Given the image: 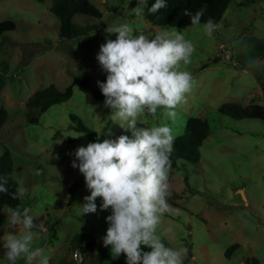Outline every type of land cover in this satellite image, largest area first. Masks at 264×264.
I'll use <instances>...</instances> for the list:
<instances>
[{
  "label": "rangeland",
  "instance_id": "374dc122",
  "mask_svg": "<svg viewBox=\"0 0 264 264\" xmlns=\"http://www.w3.org/2000/svg\"><path fill=\"white\" fill-rule=\"evenodd\" d=\"M89 1L100 16L73 13L71 36L63 37L58 18L49 10L50 0H0V21L14 24L0 33V106L6 110L0 153L8 149L9 174L17 186L28 189L19 206L31 208L34 222L45 229L36 246L44 248L50 264H77L73 250L84 256L83 264H126L124 254L113 258L111 246H103L105 217L111 211L100 210L101 198L96 200V213L81 214L80 205L90 190L71 162L80 146L131 133L104 107V96L95 98L80 85L73 84L68 99L42 111L27 108L25 102L48 83L64 89L74 75L83 74L94 85L103 73L96 59L100 45L118 35L106 29L127 23L134 35L177 29L195 46L191 63L181 65L191 73L193 87L186 103L176 109V120L169 121L158 110L157 117L145 115L144 124L137 127L169 123L179 136L187 116L205 119L208 126L198 160L171 163L169 197L177 205L164 214L158 233L169 247L186 248L184 242L191 243L189 264H241L246 248L264 264V119L233 118L217 110L226 101L264 105V0H229L217 22L221 27L211 37L205 35L203 23L150 24L132 11L138 0ZM70 115L92 132L76 130ZM7 207L0 204V236L8 232L2 211ZM234 239L244 245L224 256V248ZM141 247L145 252L150 249ZM3 252L0 247V264H8Z\"/></svg>",
  "mask_w": 264,
  "mask_h": 264
},
{
  "label": "clouds",
  "instance_id": "9594fccd",
  "mask_svg": "<svg viewBox=\"0 0 264 264\" xmlns=\"http://www.w3.org/2000/svg\"><path fill=\"white\" fill-rule=\"evenodd\" d=\"M144 2L138 0L132 9L135 16H143L140 5ZM166 8L167 0H155L147 11L155 14ZM205 11L201 8L192 14L185 10L184 15L190 17L191 25L201 26ZM202 27L211 37L221 25L209 18ZM106 31L118 35L100 45L96 59L107 76L105 82L97 81V86L105 97L104 107L131 136L120 135L75 149L71 167L79 169L90 190L80 205L81 214L96 213L97 198L102 201L101 211H111L105 217L108 227L102 242L104 247L111 246L113 258L124 254L126 264H184L187 248L167 246L158 233L162 217L171 210L168 197L174 130L169 123L154 127L137 124H144L145 115L157 117L158 110L169 121L176 120V109L186 103V94L193 87L191 73L181 70V65L191 63L195 46L177 29L134 35V29L125 23ZM8 191V178L0 176V194ZM27 195L28 189L18 185L11 198L22 200ZM2 211L8 232L0 236V247L8 264H50L44 248L36 246L45 229L34 222L32 209L8 206ZM142 245L151 251H143ZM73 258L83 264L79 250Z\"/></svg>",
  "mask_w": 264,
  "mask_h": 264
},
{
  "label": "trees",
  "instance_id": "16d2710c",
  "mask_svg": "<svg viewBox=\"0 0 264 264\" xmlns=\"http://www.w3.org/2000/svg\"><path fill=\"white\" fill-rule=\"evenodd\" d=\"M229 0H167V8L161 9L155 14L148 13L147 9L155 3V0H145L144 2V14L143 17L147 22L158 26H185L191 24L189 16L184 15L185 10L190 11L192 14L201 8L206 9L201 23L206 22L211 18L214 22H218L222 13L224 12ZM49 10L58 18L59 28L58 33L60 36H71L70 17L73 13L79 12L89 14L95 17L100 16V10L94 6L89 0H50ZM14 24L10 20L0 21V33L12 29ZM264 70V64L263 68ZM107 73L103 71L101 77L98 79L100 82L106 81ZM80 85L87 88L93 97L102 98V93L97 82L91 85L88 78L83 75H74L70 84L59 90L53 83H48L44 87L36 89L27 98L25 105L27 108H36L38 111H42L50 104L68 99L72 91V85ZM218 112L231 116L233 118L241 117H257L264 119V105L256 102H250L246 105H242L239 102L226 101L222 102L217 107ZM29 120L35 121V117L29 116L26 113ZM6 118V110L0 106V126ZM70 118L75 122L74 128L81 130L85 133H91L92 131L87 128L76 116L70 115ZM207 123L205 119L198 116H187L185 119L184 132L175 136L174 150L171 154V163L176 165V160H188L196 162L199 157L198 146L207 133ZM10 161V154L7 148H3L0 153V176H6L8 178L7 194H0V204L16 207L19 206V201L11 198V194L15 193L17 182L9 174L7 167ZM168 203L170 205H177V203L168 197ZM20 207V206H19ZM21 209L23 207H20ZM187 248V256L191 255V246L188 242H184ZM238 246V243L233 242L228 244L224 250V256L228 257L230 253ZM150 251V249H149ZM187 256L184 260V264L187 262ZM255 257H246L242 264H256Z\"/></svg>",
  "mask_w": 264,
  "mask_h": 264
},
{
  "label": "crops",
  "instance_id": "0c3cea01",
  "mask_svg": "<svg viewBox=\"0 0 264 264\" xmlns=\"http://www.w3.org/2000/svg\"><path fill=\"white\" fill-rule=\"evenodd\" d=\"M210 240V239H209ZM233 242H236V243H238V246L239 247H242L244 244L241 242V241H239V240H237V239H234L233 241L232 240H230L229 242H228V244H230V243H233ZM190 244V246H191V243H189ZM238 246L236 247V248H238ZM247 249V253L245 254V257L244 258H246V257H255L256 258V260H257V262H256V264H260V260L258 259V257H256L255 255H254V253H252L250 250H248V248H246ZM192 250V249H191ZM223 253V252H222ZM232 253H230V255H231ZM229 255V256H230ZM228 256V257H229ZM244 258L241 260V264L243 263V260H244ZM187 262H188V260H187ZM207 262V261H206ZM206 264H208V263H206Z\"/></svg>",
  "mask_w": 264,
  "mask_h": 264
},
{
  "label": "water",
  "instance_id": "95a60500",
  "mask_svg": "<svg viewBox=\"0 0 264 264\" xmlns=\"http://www.w3.org/2000/svg\"><path fill=\"white\" fill-rule=\"evenodd\" d=\"M79 58H80V57H79L78 55H76V56L74 57V60H75L76 63H79Z\"/></svg>",
  "mask_w": 264,
  "mask_h": 264
},
{
  "label": "built area",
  "instance_id": "2783aa9c",
  "mask_svg": "<svg viewBox=\"0 0 264 264\" xmlns=\"http://www.w3.org/2000/svg\"><path fill=\"white\" fill-rule=\"evenodd\" d=\"M227 53H228V52H227ZM74 252H76V250H73V251L71 252L72 257H73V253H74Z\"/></svg>",
  "mask_w": 264,
  "mask_h": 264
}]
</instances>
